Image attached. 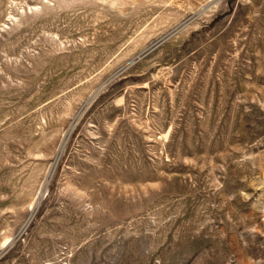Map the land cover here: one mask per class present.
Segmentation results:
<instances>
[{
    "label": "rangeland",
    "instance_id": "1",
    "mask_svg": "<svg viewBox=\"0 0 264 264\" xmlns=\"http://www.w3.org/2000/svg\"><path fill=\"white\" fill-rule=\"evenodd\" d=\"M0 264H264V0H0Z\"/></svg>",
    "mask_w": 264,
    "mask_h": 264
}]
</instances>
